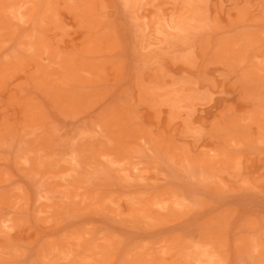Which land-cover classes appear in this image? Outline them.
<instances>
[{"label": "rangeland", "instance_id": "obj_1", "mask_svg": "<svg viewBox=\"0 0 264 264\" xmlns=\"http://www.w3.org/2000/svg\"><path fill=\"white\" fill-rule=\"evenodd\" d=\"M0 264H264V0H0Z\"/></svg>", "mask_w": 264, "mask_h": 264}]
</instances>
